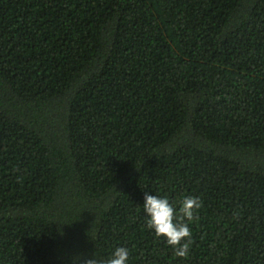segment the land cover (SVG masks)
<instances>
[{
	"label": "trees",
	"instance_id": "trees-1",
	"mask_svg": "<svg viewBox=\"0 0 264 264\" xmlns=\"http://www.w3.org/2000/svg\"><path fill=\"white\" fill-rule=\"evenodd\" d=\"M203 201L186 259L145 194ZM264 264V0H0V264Z\"/></svg>",
	"mask_w": 264,
	"mask_h": 264
},
{
	"label": "clouds",
	"instance_id": "clouds-1",
	"mask_svg": "<svg viewBox=\"0 0 264 264\" xmlns=\"http://www.w3.org/2000/svg\"><path fill=\"white\" fill-rule=\"evenodd\" d=\"M144 199L143 210L149 217L147 228L154 232L156 238L164 239L175 257L186 259L194 243L190 225L198 221L203 201L197 196H184L179 205L174 206L166 196L147 193ZM129 257L128 247L117 246L109 256L85 259L84 264H128Z\"/></svg>",
	"mask_w": 264,
	"mask_h": 264
}]
</instances>
